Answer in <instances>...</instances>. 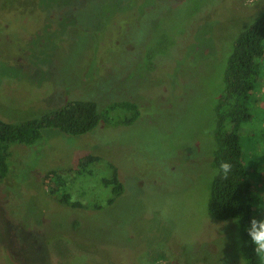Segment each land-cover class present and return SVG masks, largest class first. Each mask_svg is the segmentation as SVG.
Here are the masks:
<instances>
[{"label":"rangeland","instance_id":"1","mask_svg":"<svg viewBox=\"0 0 264 264\" xmlns=\"http://www.w3.org/2000/svg\"><path fill=\"white\" fill-rule=\"evenodd\" d=\"M141 3L0 0V114L39 117L90 96L102 110L106 97L135 90L151 106L130 126L79 136L46 128L38 142L14 146L0 180V264H244L237 223L207 211L210 152L227 55L264 0ZM262 61L248 122L264 119ZM87 153L116 163L125 192L98 210L60 205L48 172L85 199L95 181L72 175ZM261 160L247 166L258 219Z\"/></svg>","mask_w":264,"mask_h":264},{"label":"trees","instance_id":"2","mask_svg":"<svg viewBox=\"0 0 264 264\" xmlns=\"http://www.w3.org/2000/svg\"><path fill=\"white\" fill-rule=\"evenodd\" d=\"M136 1L142 2L141 5L145 4H143L144 0ZM163 1L169 2V0ZM171 1L177 3L185 0ZM127 45L130 49H126ZM123 50L126 55L131 56L134 46L126 43ZM263 58L264 11L247 29L237 35L226 58L222 88L214 105L215 116L212 130L214 145L210 152L213 170L220 160L238 155L237 130L242 122H248L251 118L249 102L263 68ZM160 85H157L158 88ZM135 91L122 97L120 95L106 97L102 110L98 108V100L90 96L67 98L63 105L39 117L16 120L0 114V180L5 179L11 171L10 157L14 146L32 145L38 142L42 138V131L46 128H56L64 134L79 136L88 132L97 133L100 130H106L107 127L130 126L138 119H142L151 106L145 99L147 95L140 96ZM89 98L92 101L84 100ZM150 104L153 105V103ZM118 168L116 163L107 161L104 156L94 153L84 154L77 160L72 180L76 177L92 179L95 181L92 193L87 194L85 199H81L78 192L70 190L67 177L54 179L55 172L52 170L48 172L47 177L50 194L60 205L69 206L71 209L98 210L103 201L111 205L126 190L119 177ZM10 193L14 199L18 198L20 201L23 199L19 191L16 196L11 191ZM13 201L8 202L13 203ZM207 211L218 220L240 217L237 225L242 239L241 258L247 259V264H256L252 245L244 243L248 239L245 228L253 215L250 172L247 167L241 170L237 166L228 180L218 175L212 177L209 184ZM42 215L41 213L37 220H33V225L38 226L41 223Z\"/></svg>","mask_w":264,"mask_h":264},{"label":"clouds","instance_id":"3","mask_svg":"<svg viewBox=\"0 0 264 264\" xmlns=\"http://www.w3.org/2000/svg\"><path fill=\"white\" fill-rule=\"evenodd\" d=\"M237 149L238 155L230 159H222L218 166L213 170V176H220L228 180L232 176L234 169L238 166L241 170L245 169L250 162H254L264 156V119L251 122H242L237 130ZM260 163L264 165V160ZM257 171L264 174V166L257 168ZM259 203L256 207L264 211V193L258 194ZM208 216V215H207ZM240 217L234 216L233 223H239ZM248 239L245 244L252 245L256 264H264V216L259 219L255 216L250 217L249 223L245 228ZM223 244V237L221 246ZM247 264V259L244 260Z\"/></svg>","mask_w":264,"mask_h":264}]
</instances>
